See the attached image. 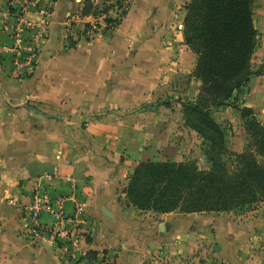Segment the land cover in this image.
Instances as JSON below:
<instances>
[{
  "label": "crops",
  "instance_id": "1",
  "mask_svg": "<svg viewBox=\"0 0 264 264\" xmlns=\"http://www.w3.org/2000/svg\"><path fill=\"white\" fill-rule=\"evenodd\" d=\"M84 1L0 0V264H87L52 211L35 219L45 195L66 196L82 221L66 222L69 235L108 264H264V204L229 231L223 212L141 210L125 193L140 162L167 160L196 133L178 101L195 78L191 0H91L99 13L82 15ZM35 33L24 73L16 60ZM252 83L246 101L264 124V75Z\"/></svg>",
  "mask_w": 264,
  "mask_h": 264
},
{
  "label": "trees",
  "instance_id": "2",
  "mask_svg": "<svg viewBox=\"0 0 264 264\" xmlns=\"http://www.w3.org/2000/svg\"><path fill=\"white\" fill-rule=\"evenodd\" d=\"M256 1L191 0L186 6L183 36L197 55L192 75L202 86L195 99L178 101L185 126L206 144L210 166L201 169L192 160L140 162L125 190L129 202L139 209L231 212L264 202V124L252 107L237 104L251 78L264 75V70L253 69L258 47ZM98 13L99 7L91 0L84 1L82 15ZM122 17L106 22L117 27ZM231 105L241 112L250 138L249 148L242 153H230L227 132L214 116L218 108ZM95 257L96 252L90 251L88 259Z\"/></svg>",
  "mask_w": 264,
  "mask_h": 264
},
{
  "label": "rangeland",
  "instance_id": "3",
  "mask_svg": "<svg viewBox=\"0 0 264 264\" xmlns=\"http://www.w3.org/2000/svg\"><path fill=\"white\" fill-rule=\"evenodd\" d=\"M254 11L255 23L258 29V47L253 56V69L258 71L260 69L264 70V6L260 4V1L256 3ZM254 79L255 76L251 78V80L244 86L242 93L238 95L237 104H239L240 107L249 106L246 98L250 95ZM190 86V94L186 95L185 98L195 99L199 94L198 91L200 90L202 83L195 77L193 84ZM234 110L239 111L235 105H231L218 108L214 111V116L217 121L221 122L222 126L223 123L226 124V126L223 127L227 132V146L231 154L244 152L249 148L250 143V138L245 130L244 120L241 118V121H239V117L238 119H235L236 112ZM205 148L206 144L203 139H201L197 133L193 134L191 131H188V137L184 135V141L182 144L178 145V149L173 152L167 151V159L176 161L192 160L196 161L201 169H208L210 163L204 153ZM262 204H264V202L255 203L246 209L223 212V215H219L222 216L220 220L227 218V221L232 224L231 226L228 224V230H236V225L239 223L238 221L243 222L249 216L252 217L254 215L252 212L259 209L258 207L262 206Z\"/></svg>",
  "mask_w": 264,
  "mask_h": 264
},
{
  "label": "built area",
  "instance_id": "4",
  "mask_svg": "<svg viewBox=\"0 0 264 264\" xmlns=\"http://www.w3.org/2000/svg\"><path fill=\"white\" fill-rule=\"evenodd\" d=\"M26 25L31 26L30 23H26ZM34 36V39L28 44L27 48L19 54V57L16 60L15 66L18 70L23 71L24 73H26L28 69L33 66L34 59L38 51L37 49L39 47L41 34L35 33ZM2 50L7 52L10 51L11 48L4 46L2 47ZM66 179L68 181H72V177H67ZM42 199L43 204L40 202L41 199L37 198V202H35L33 205V215L35 219L39 217L42 210L52 211L56 216L54 227L57 228L59 234L69 242V250H72L76 255L85 258L87 264H108V259L105 256H98L97 258L88 259V252L83 251L81 247V237L74 238L73 236L69 235L66 222L76 221L77 223H81L82 221L78 217H76L77 219L67 217L65 212V203L67 201L66 196H59L56 198V200L51 201V198H49L48 195H45ZM76 209L80 213V211L83 210L82 204L78 203ZM42 230H45V228H42Z\"/></svg>",
  "mask_w": 264,
  "mask_h": 264
},
{
  "label": "water",
  "instance_id": "5",
  "mask_svg": "<svg viewBox=\"0 0 264 264\" xmlns=\"http://www.w3.org/2000/svg\"><path fill=\"white\" fill-rule=\"evenodd\" d=\"M215 249H216L217 251H219L220 248H219L218 246H215Z\"/></svg>",
  "mask_w": 264,
  "mask_h": 264
}]
</instances>
